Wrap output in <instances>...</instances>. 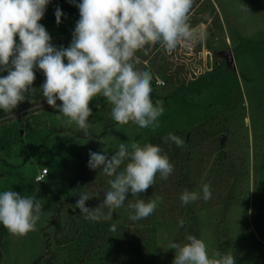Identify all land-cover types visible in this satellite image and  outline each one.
Returning <instances> with one entry per match:
<instances>
[{"label": "rangeland", "instance_id": "1", "mask_svg": "<svg viewBox=\"0 0 264 264\" xmlns=\"http://www.w3.org/2000/svg\"><path fill=\"white\" fill-rule=\"evenodd\" d=\"M57 7L63 13L59 24ZM189 17L206 34L204 40L181 43L173 51L157 43L147 55L136 53L135 68L153 76V103L161 100L165 108L155 131L118 124L112 105L96 97L89 104L93 115L85 135L75 123L57 119L58 110L40 90L46 77L38 68L32 103L26 99L11 114L0 109V193L37 196L44 205L36 230L25 236L0 224V264L37 259V264H173L175 250L168 245L183 244L188 235L205 242L210 258L232 253L236 264H264V0H193ZM79 19L69 0H50L39 23L53 46L67 48ZM169 132L186 147L164 143ZM132 141L159 145L173 173L166 181L157 174L155 184L136 198L129 192L111 221L84 219L74 208L80 193L94 196L85 202L91 209L110 189L109 177L88 167L89 152L106 151L110 157L121 142ZM45 167V180L37 181ZM204 184L212 192L208 201L202 199ZM185 189L201 199L183 205ZM156 196L163 202L152 215L129 219L128 203Z\"/></svg>", "mask_w": 264, "mask_h": 264}, {"label": "clouds", "instance_id": "2", "mask_svg": "<svg viewBox=\"0 0 264 264\" xmlns=\"http://www.w3.org/2000/svg\"><path fill=\"white\" fill-rule=\"evenodd\" d=\"M49 2L0 0V72H7L0 77V109L11 114L26 99L32 103L29 96L35 92L32 85L36 79L34 69L38 68L46 77L40 90L47 104L58 110L57 119L64 118L67 125L75 123L85 135L93 115L89 104L96 97L106 98L112 105L111 116L118 124L132 122L143 129H158L159 118L165 112L163 101L153 103V76L150 71L135 68L140 63L136 53L147 55L150 46L157 43L173 51L181 43L187 46L204 40L206 34L189 23L193 0H82L79 4L69 0L79 9L80 19L67 48L53 46L51 36L39 23ZM62 15L57 7V24ZM57 100L62 104L57 105ZM169 141L179 148L186 147V141L172 132L163 142ZM89 157L88 167L100 169L109 177L110 185L98 207L85 206L94 197L87 192H81L74 205L84 219L93 222L111 221L113 211L125 204L129 192L136 198L155 184L157 174L166 181L174 171L168 155L151 143L121 142L110 157L106 151H90ZM91 189L99 191L92 185ZM202 193L204 201L212 198L209 184L202 186ZM199 199L200 193L187 189L180 195L183 205ZM162 202L163 198L156 196L147 202L136 199L128 203L129 219L149 217ZM43 206L37 196L5 190L0 193V224L14 236H25L36 230ZM184 223L179 220L180 227ZM116 230L113 223L110 231ZM168 249L175 250L173 264H236L232 253L217 252L210 258L205 242L193 235H188L183 244L170 243Z\"/></svg>", "mask_w": 264, "mask_h": 264}, {"label": "built area", "instance_id": "3", "mask_svg": "<svg viewBox=\"0 0 264 264\" xmlns=\"http://www.w3.org/2000/svg\"><path fill=\"white\" fill-rule=\"evenodd\" d=\"M164 82V81H162ZM49 170L47 167L42 168V170L36 175V180L37 181H43L45 180L47 174H48Z\"/></svg>", "mask_w": 264, "mask_h": 264}, {"label": "trees", "instance_id": "4", "mask_svg": "<svg viewBox=\"0 0 264 264\" xmlns=\"http://www.w3.org/2000/svg\"><path fill=\"white\" fill-rule=\"evenodd\" d=\"M155 141H157V143L158 142H160V139H155ZM157 143H155V144H157ZM59 209H60V206L58 207V211H59ZM0 240H2V238H0ZM1 249H2V243H1V241H0V260H1V258H2V252H1ZM39 261V259H37L35 262H34V264H37V262Z\"/></svg>", "mask_w": 264, "mask_h": 264}]
</instances>
